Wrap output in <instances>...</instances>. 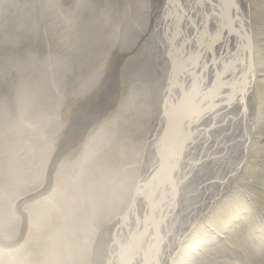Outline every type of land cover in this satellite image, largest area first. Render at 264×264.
<instances>
[{
  "label": "bare ground",
  "instance_id": "bare-ground-1",
  "mask_svg": "<svg viewBox=\"0 0 264 264\" xmlns=\"http://www.w3.org/2000/svg\"><path fill=\"white\" fill-rule=\"evenodd\" d=\"M10 2L12 4V0L7 4ZM147 6L145 14L134 18L122 5H118V9L129 17L130 30H126L121 39L111 38L109 43L112 48L109 47L103 53H107L110 59L113 49L118 50L117 47L125 42L132 43L128 48L136 47L135 52L138 54L130 59L122 71V79L130 92L114 119L101 126L100 131L92 137L93 147H101L100 154L93 149L88 156L89 165L96 169L95 172L86 167L82 159L78 160L76 166L82 177L102 173L115 179L122 174L116 171V164L118 163L119 169L122 159L120 151H125L133 172L122 174L124 180L120 188L123 198L117 205L116 217L113 218L114 214L111 212L100 217L94 236L90 237L83 249L77 250L82 255L83 264H144V257H148L150 248H157V245V249L163 251L157 252L154 264H171L174 257L175 260L181 259L182 243L186 235L194 226L203 224L202 218L213 210L218 199L221 198L222 201L241 189V179L246 173L245 158L251 145L255 118L259 116L255 85L258 62L254 56L250 0H157L156 3L154 0H147ZM23 15L24 13H19L8 17L9 21L4 26L10 27L12 24L14 30L19 31V37H15L20 38L18 45H22L27 38L26 30L30 26L25 24L28 23L27 20L17 22ZM29 15V19H32V13L28 17ZM31 43L29 41L26 46ZM2 48L3 40L0 42V50ZM232 49H239L241 52V60L237 62L240 67H237L235 73L231 71L235 70L238 57L232 53ZM89 50V47L79 45L72 53L80 59ZM94 54L97 57L98 54ZM13 59L6 63L12 64ZM230 59L233 63H229L232 67L228 70L223 64ZM22 61L24 59L16 60L17 63ZM102 75L103 72H96L86 82V86L79 88H71L64 83L62 93L69 98L86 95L101 80ZM169 75L170 79L174 77L177 80V91L166 101L164 97L167 90L175 88L168 80ZM41 87L44 88V84L39 81L34 88L35 98L34 94H28L32 99V107H41V102L38 101ZM189 95L194 97L191 106L184 110L185 117L178 129L176 125L172 128L175 110L186 105ZM41 97H44L43 94ZM227 113H232V118L226 117ZM143 117L145 121L139 122ZM155 130L156 133L150 138ZM175 130L177 132L173 135V151L170 154L173 156L174 169L164 173L169 149L165 144L156 148V142L162 135L166 137ZM117 149L119 151L114 153ZM156 153L160 155L157 163L162 162L154 170L152 167L156 162ZM185 153L187 157L178 164ZM223 154H226L224 162L221 161ZM71 166L72 164H68L65 169ZM170 167L171 165L168 169ZM186 171L190 175L183 177ZM140 173L143 176L138 180V186L152 176H157V188H164L165 192L161 209H158L161 212V222L159 219L152 226L148 239L140 238L143 231L137 230L149 213L148 205L138 195L139 188L135 189ZM30 179L29 185L32 186L36 179ZM216 180H219L218 189L216 183H213ZM81 183L79 178L72 180L71 175L65 178L64 171L63 179L53 178L51 187L54 190L58 188L64 197H75L81 206L82 199L86 197L88 204L102 202L103 205L99 208H108L103 199L111 180L102 178L97 182L106 191L101 189L102 195L96 198L90 193H81ZM42 184L41 182L39 186ZM195 187L197 188L192 193L180 195ZM203 189L205 190L201 192ZM190 194L194 195L187 201L194 203L187 205L185 200ZM178 196L182 197L176 198ZM5 197L0 196V199L4 200ZM234 207L231 217L236 216L237 219L230 221L227 229L223 227L217 231L222 238L216 235V241L209 244L210 252L201 255L199 264H264V237L259 232L254 234L255 230H261L260 224L264 225V216H255L248 221L251 225H245L247 218L243 216L241 208ZM178 210L181 211L180 214L173 217V211L178 213ZM180 216L182 220L175 230ZM186 216L188 217L185 218ZM7 219L6 226L0 227L4 232L13 229L9 223H13L12 219ZM125 220L128 228L121 224V221L125 224ZM116 223L122 233L121 239L117 237L120 231H114ZM134 234L140 240L136 247L130 244L135 241ZM218 257L224 260L218 261Z\"/></svg>",
  "mask_w": 264,
  "mask_h": 264
},
{
  "label": "rangeland",
  "instance_id": "rangeland-1",
  "mask_svg": "<svg viewBox=\"0 0 264 264\" xmlns=\"http://www.w3.org/2000/svg\"><path fill=\"white\" fill-rule=\"evenodd\" d=\"M7 2L9 0H0V42L3 40L4 43V48L0 50V196H7L6 200L0 199V227L6 226L8 217L13 221L9 222L13 229L4 232L0 228V264H83L82 255L77 250L83 249L90 237L94 236L100 217L109 212L114 214L113 218L116 217L117 205L123 198L120 188L124 180L122 174L133 172L125 151H120L122 159L119 169L118 163L116 164V171L122 174L115 179L102 173L84 177L80 174V178L76 166L78 160L82 159L86 167L95 172L96 169L89 165L88 156L93 149L98 150L97 153L100 154L101 147H93L92 137L100 131L101 126L114 119L130 92L122 79V71L130 59L138 54L135 52L136 47L128 48L131 42L116 46L118 50L113 49L110 59L107 53H103L109 47L112 48L109 43L111 38L121 39L122 34L130 30L129 17L118 9V5H122L128 14L137 18L140 14H145L146 8L148 10L147 0H12L9 7ZM140 2H143L142 5ZM156 2L157 0H154V3ZM29 9L31 11H27ZM250 11L254 56L258 62L255 85L259 116L255 118L251 145L245 158L246 173L241 179L243 184L233 195L222 201L221 198L218 199L221 202L217 201L213 210L205 214L202 218L203 224L191 229L185 237L186 243H182V258L175 260L174 257L171 264H199L201 255L210 252L209 244L216 241V235L222 238L217 231L223 227L227 229L230 221L237 219L236 216L231 217L234 206L241 208L243 216L247 218L245 225H251L248 221L255 216H264V0H250ZM19 13L24 15L17 22L25 20L28 21L25 24L30 25L26 30L27 38L21 46L18 45L20 38H15L17 35L19 37V31L14 30L12 24L10 27H4L9 21L8 17ZM29 13H32V19H29ZM29 41L32 43L26 46ZM139 42L140 40L137 41L138 44ZM79 45L91 49L86 56L80 58L81 60L72 53ZM231 51L238 57L237 64L241 60V52L239 49ZM94 52L98 54L97 57ZM100 54H103L102 60ZM11 58H14V62L6 63ZM18 58L24 61L17 63ZM231 59L223 64L225 69L230 70L232 67L229 64L233 63ZM102 66L104 67L101 68ZM237 67H240V63L231 72L235 73ZM96 72H103L101 80L86 95L66 98L62 93L64 83L71 88L86 86V82ZM115 75L118 78L116 94L103 104V113L98 123L84 135L82 132V141L74 145L76 142H73V139L81 137V134L70 136L72 129L75 125L81 128L85 126L83 119L112 84ZM39 81L43 82L45 88H39L38 101L41 102V107H32V99L28 94H34L35 98L34 88L38 86ZM42 94L44 97H41ZM225 116L232 118V113ZM141 121H145V118L139 119V122ZM156 131H152L150 138ZM87 141L89 142L86 143ZM61 143L68 144L60 152ZM71 146L72 149L64 152ZM117 151L119 149L114 153ZM155 155L156 162L152 167L154 170L162 162L157 163L160 155ZM225 156L226 154L221 156L222 162ZM186 157L185 153L178 164ZM68 164H72L71 168L65 169ZM171 167L166 168L164 173L174 169ZM64 171L65 178L69 175L72 180L79 178L83 183L80 192L84 195L90 193L93 198L102 195L101 189L106 191L104 187H99L97 182L102 178L111 180L103 199L108 208H99L103 205L102 202L88 204L86 197L82 199L81 206L75 197H64L58 188L54 190L51 187L53 178L63 179ZM185 175L187 177L190 173L186 171L183 177ZM142 176L140 173L136 179L135 189L139 188L138 180ZM30 177L36 179L32 186L29 185ZM219 180L213 181L217 189ZM41 182L43 184L39 186ZM196 188L180 195L192 193ZM161 189L165 195L164 188ZM193 195L186 197L185 204L194 203L187 201ZM180 197L182 196L176 198ZM180 212L173 211V217ZM23 217L27 221L25 230ZM30 219L31 226L28 224ZM181 220L180 216L175 230ZM121 224L128 228L126 220L125 224L122 221ZM260 228L261 230H255L254 234L259 232L264 237V225L260 224ZM117 230L120 231L117 237L121 239L122 233L116 223L114 231ZM136 236L134 234L135 241ZM146 258L147 256L144 257V264ZM222 260L224 259L218 257V261Z\"/></svg>",
  "mask_w": 264,
  "mask_h": 264
},
{
  "label": "water",
  "instance_id": "water-1",
  "mask_svg": "<svg viewBox=\"0 0 264 264\" xmlns=\"http://www.w3.org/2000/svg\"><path fill=\"white\" fill-rule=\"evenodd\" d=\"M11 3V2H10ZM10 3H8V7L10 6ZM17 35V34H16ZM18 36V35H17ZM173 84L175 85V88L174 90L177 91L176 89V85H177V80L175 79ZM117 82H116V75L114 76L113 78V82L111 85L108 86V88L104 91V93L98 98L96 104L92 107V110L91 112L83 119L85 123V126L84 127H79L78 125H75V127L72 129L71 133H70V136H75L77 135L78 133L81 134V137H78V138H75L73 139V142H76L74 145L78 144V142H81L82 141V136L94 125L98 122L100 116L102 115L103 113V110H102V106L105 102H107L109 99H111L113 97V95L116 94V91H117ZM189 99V97H188ZM188 99L186 100V102L188 101ZM176 115L177 117L179 116V119L177 121L176 124H179L180 125V122H182V116L181 114L179 113L178 110H176ZM181 116V118H180ZM178 129V128H177ZM82 132H83V135H82ZM177 130H175L174 133H176ZM174 140V138H173ZM173 140H172V144H171V147L173 149ZM68 143H61V146H60V152L62 151L63 148H65L67 146ZM73 145V146H74ZM71 146L70 148H67L66 151L64 152H67L69 149H72ZM172 159H173V156L171 158V162H172ZM173 165V164H172ZM171 165V166H172ZM48 188V186L46 187ZM47 189H45L44 192H46ZM159 212V211H158ZM24 218V217H23ZM30 222H31V219L29 220L28 224L30 225ZM26 225H27V221L26 219L24 218V222H23V229L25 230L26 228ZM31 226V225H30ZM148 239V237H147ZM137 242H139V239L136 240ZM136 242V243H137ZM133 244V243H130L132 245H134L135 247L137 246V244ZM158 246V245H157ZM156 253H157V248L156 247H153V248H150L149 250V255H148V258L150 257H155V260H156ZM155 260L151 259L149 263H154ZM125 261V260H124Z\"/></svg>",
  "mask_w": 264,
  "mask_h": 264
}]
</instances>
